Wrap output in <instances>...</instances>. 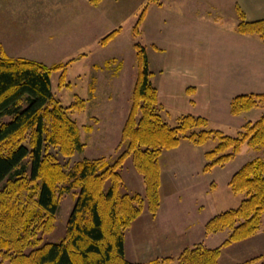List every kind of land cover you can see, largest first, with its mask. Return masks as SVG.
<instances>
[{
    "label": "trees",
    "instance_id": "1",
    "mask_svg": "<svg viewBox=\"0 0 264 264\" xmlns=\"http://www.w3.org/2000/svg\"><path fill=\"white\" fill-rule=\"evenodd\" d=\"M87 1L94 7L102 2ZM151 4L160 6V1L147 0V5ZM146 7L132 28L134 38L140 34ZM237 14L236 32L256 36L264 43V20L247 22L238 8ZM118 32H110L100 44L106 45ZM133 47L137 75L121 130L126 150L112 163L103 158L81 159L66 166L59 157L69 160L81 154L84 144L77 124L68 114L74 105L63 107L51 90V73L64 65L48 67L34 60L12 58L0 45V264H168L173 260L177 264H218L223 247L244 241L258 231L264 214L261 159L245 163L228 182L231 193L242 196L239 205L217 213L204 226L206 235L227 231L220 246L207 248L197 243L176 257L147 263L125 258L126 231L145 210L152 217L158 212L159 160L164 151L178 148L182 140L194 146L215 140L214 148L204 154L207 163L202 171L209 172L232 160L245 144L254 149L264 146V114L253 123L243 124L234 137L208 129L206 118L189 114L177 117L176 126L171 127L152 81L147 49L138 42ZM61 77L63 80L64 73ZM78 103L83 108V100L78 99ZM263 105L264 93H245L230 100L229 111L239 115ZM129 155L143 179V195L123 189L120 171ZM73 190L77 193L63 239L42 243V236L54 229L60 197ZM261 258L264 256L243 264Z\"/></svg>",
    "mask_w": 264,
    "mask_h": 264
},
{
    "label": "rangeland",
    "instance_id": "2",
    "mask_svg": "<svg viewBox=\"0 0 264 264\" xmlns=\"http://www.w3.org/2000/svg\"><path fill=\"white\" fill-rule=\"evenodd\" d=\"M56 1L0 0V45L4 52L12 58L34 60L48 67L57 64L64 65V68L51 73V90L63 107L70 108L74 105V109L70 108L68 114L79 128L84 150L69 160L59 157L60 162L70 166L81 159L103 158L112 163L126 150V143H121V130L128 117L131 94L137 75L133 44L138 42L145 46L153 67L157 66L160 62L161 50L152 48L149 43L154 40L156 45L164 46L160 39L161 30L159 29V35L155 39H151L148 32H156L155 29L153 30L154 25L160 21L162 23L160 10L157 12L155 9L148 10L150 5H147V0L139 2L136 9L133 7L137 3L129 4V2L126 9L122 7L125 10H122L120 14L114 12L116 8L111 0H102L98 7L91 6L87 0ZM56 3L63 4L61 12L50 13L49 10H43L40 7L43 4L55 5ZM151 5H154L156 9L161 7ZM144 7H146L145 17L149 19V28L147 29L144 18L140 26V34L134 38L132 28ZM129 8L132 10H128ZM80 16L85 21L77 20ZM114 30H118V34L102 46L101 40ZM252 37L261 41L256 36ZM250 53H255L252 46H250ZM106 62L109 63L105 65ZM63 73L64 79L62 80ZM240 94L245 93H234V96ZM227 97L228 94H223L217 115L208 121V129L218 130L224 135L234 137L239 133L243 124L253 123L264 114L263 105L239 115H231L229 108L224 106ZM78 99L83 100V108L81 104H76ZM79 106L81 110H77ZM165 119L171 127L176 126V117L166 114ZM215 145L216 141L212 139L207 140L202 146H194L182 140L178 148L164 151L162 157L160 156V173L161 168H203L207 163L204 154L212 150ZM51 152L57 155L54 150ZM255 159L264 160V146L261 149H254L245 144L232 160L223 166L212 167L208 175L204 177L205 185L200 183L189 187L190 190L196 192V187L201 189L202 186L210 191L213 190L214 192L209 196L211 200L205 202L204 197L192 196L194 199H191L186 194L185 197L178 194L182 203L179 205L180 214L177 216L179 217L177 222L185 220L189 223V220H196L198 214L196 210L200 207L198 205L200 201L204 202L202 213L206 216L237 207L242 196L232 195L227 183L239 168ZM121 168L124 191L143 195L144 182L134 168L130 155L124 159ZM76 193L77 190H73L60 197L54 229L51 233L42 236V243H58L63 239L65 224ZM245 241L252 250L250 255L245 260L242 258L234 261L242 264L264 256V214L261 216L256 234ZM222 242L223 240L218 246ZM228 248V246L223 247L221 252L228 253ZM261 259L247 264H262L264 258ZM221 262L229 264L231 260L227 262L226 256L223 259L219 256L218 264H222ZM2 264L10 263L4 261Z\"/></svg>",
    "mask_w": 264,
    "mask_h": 264
},
{
    "label": "crops",
    "instance_id": "3",
    "mask_svg": "<svg viewBox=\"0 0 264 264\" xmlns=\"http://www.w3.org/2000/svg\"><path fill=\"white\" fill-rule=\"evenodd\" d=\"M111 1L118 14L133 2L137 3L133 9L143 2ZM46 5L40 7L50 13L63 9V4ZM160 6L157 9L154 5L148 7L156 12L160 10L162 19V23L160 21L153 27L156 32H148V35L155 39L161 30L160 39L164 45L158 46L151 40L150 46L161 50V58L158 67H153L150 58L149 65L153 70L152 81L159 103L168 116L177 118L189 114L209 121L217 115L223 94H228L224 106L229 108L234 93L264 92V43L236 32L239 23L237 8L247 22L264 20V0H160ZM77 20L85 21L81 16ZM144 23L148 29L147 17ZM250 46L255 53H250ZM202 169L161 168L160 206L156 216L152 217L145 210L125 233V258L128 261L147 263L157 258L176 257L197 243L215 248L225 239L226 231L205 234L206 222L217 213L204 215L203 201L198 202L196 220L177 222L182 203L178 194H186L191 199H194L192 196L204 197L205 202L211 200L209 196L213 190L204 186L201 189L196 187L197 192L189 189L200 183L205 185L204 177L209 172ZM228 247V253L221 252L220 258L226 256L227 262L231 260L229 264H238L235 259H247L252 251L245 240ZM174 263L175 260L168 264Z\"/></svg>",
    "mask_w": 264,
    "mask_h": 264
}]
</instances>
